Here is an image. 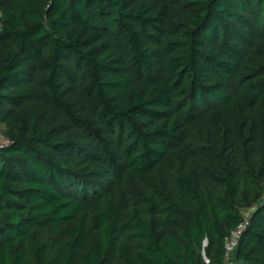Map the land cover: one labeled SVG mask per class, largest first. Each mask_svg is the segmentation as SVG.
<instances>
[{
  "label": "trees",
  "instance_id": "1",
  "mask_svg": "<svg viewBox=\"0 0 264 264\" xmlns=\"http://www.w3.org/2000/svg\"><path fill=\"white\" fill-rule=\"evenodd\" d=\"M0 126V264H264V0H0Z\"/></svg>",
  "mask_w": 264,
  "mask_h": 264
},
{
  "label": "built area",
  "instance_id": "2",
  "mask_svg": "<svg viewBox=\"0 0 264 264\" xmlns=\"http://www.w3.org/2000/svg\"><path fill=\"white\" fill-rule=\"evenodd\" d=\"M250 212L251 209L250 210L248 209L246 211L242 222L235 229H233L230 235L226 238L224 264H235L232 259L233 252L239 243L243 231L246 229L249 223Z\"/></svg>",
  "mask_w": 264,
  "mask_h": 264
},
{
  "label": "rangeland",
  "instance_id": "3",
  "mask_svg": "<svg viewBox=\"0 0 264 264\" xmlns=\"http://www.w3.org/2000/svg\"><path fill=\"white\" fill-rule=\"evenodd\" d=\"M3 129H4V126H0V143H7V140L2 133Z\"/></svg>",
  "mask_w": 264,
  "mask_h": 264
},
{
  "label": "water",
  "instance_id": "4",
  "mask_svg": "<svg viewBox=\"0 0 264 264\" xmlns=\"http://www.w3.org/2000/svg\"><path fill=\"white\" fill-rule=\"evenodd\" d=\"M205 244H207V240L205 241Z\"/></svg>",
  "mask_w": 264,
  "mask_h": 264
}]
</instances>
